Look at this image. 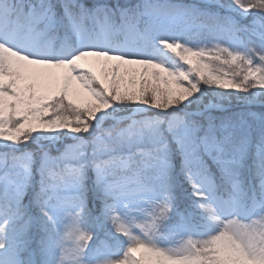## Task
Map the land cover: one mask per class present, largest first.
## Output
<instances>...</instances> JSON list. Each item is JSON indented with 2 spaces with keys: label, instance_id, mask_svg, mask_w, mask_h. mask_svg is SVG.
<instances>
[{
  "label": "snow or ice",
  "instance_id": "1",
  "mask_svg": "<svg viewBox=\"0 0 264 264\" xmlns=\"http://www.w3.org/2000/svg\"><path fill=\"white\" fill-rule=\"evenodd\" d=\"M0 264H264V0H0Z\"/></svg>",
  "mask_w": 264,
  "mask_h": 264
},
{
  "label": "trees",
  "instance_id": "2",
  "mask_svg": "<svg viewBox=\"0 0 264 264\" xmlns=\"http://www.w3.org/2000/svg\"><path fill=\"white\" fill-rule=\"evenodd\" d=\"M238 100L236 99H233L231 100L230 102H225V106H229V107H232V108H236L237 104H242L240 102H237ZM238 110V109H237ZM254 110H258V109H254Z\"/></svg>",
  "mask_w": 264,
  "mask_h": 264
},
{
  "label": "rangeland",
  "instance_id": "3",
  "mask_svg": "<svg viewBox=\"0 0 264 264\" xmlns=\"http://www.w3.org/2000/svg\"><path fill=\"white\" fill-rule=\"evenodd\" d=\"M237 102H240V101H237ZM240 103H242V102H240ZM227 107H229V106H227Z\"/></svg>",
  "mask_w": 264,
  "mask_h": 264
}]
</instances>
